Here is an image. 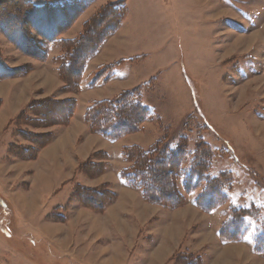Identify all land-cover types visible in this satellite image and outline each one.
<instances>
[{"label":"rangeland","instance_id":"obj_1","mask_svg":"<svg viewBox=\"0 0 264 264\" xmlns=\"http://www.w3.org/2000/svg\"><path fill=\"white\" fill-rule=\"evenodd\" d=\"M15 1L0 0V55L8 64L18 61V66L29 65L21 64L29 61L27 57L40 63L41 59L18 48L2 29V23L9 30L20 25L11 11L4 9ZM86 1L101 2L82 22L76 37L84 31L87 20L113 2ZM125 1L127 9L118 28L122 29L105 41L114 54L103 66L112 64L118 67V75L134 73V78L117 84L116 90L102 89L108 94L104 92L101 99L83 92L79 102L75 98L76 114L83 115L87 105L104 97L111 99L141 87L143 102L156 116L143 122L140 131L125 134L118 141L101 136L87 140L89 134L83 126L68 131L60 128L61 137L38 157V165L44 169L32 161L0 166L7 175L0 174V264H188L187 258H200L198 264H264V255L252 250L256 231L264 228V0ZM35 3L43 5L46 0ZM127 57L130 62H126ZM40 64L48 71L40 69L24 79L21 84H29L31 95L21 93L20 105L66 99L60 97L63 93H82L64 90L59 73L62 83L49 76L54 65ZM100 68L85 78L87 83ZM103 76L99 81H104ZM12 84H0V96L8 95ZM53 87L57 88L55 95ZM8 103L13 110L20 106L17 101ZM20 113L9 122L6 116L0 117V155L6 149V136L14 133L13 119ZM55 126L36 127L34 132L46 135ZM19 138L15 144L24 141ZM171 138L174 142L182 139L183 146L189 148L181 162L182 178L193 163L199 141L213 152L212 175L228 171L233 180L225 203L212 211L201 209L193 202L200 187L178 206L169 207L117 182L118 172L132 164L122 155L126 147L150 150ZM105 152L108 158L102 156ZM90 160L108 164V169L101 168L103 171L93 175L82 172L80 166ZM76 167L78 173L73 175ZM59 178L69 180L50 192L59 185ZM103 179L109 182L102 183ZM79 185L111 189L117 202L102 211L82 205L74 197ZM251 206L254 210L245 217L249 229L246 238L223 242L219 231L231 208ZM50 212L55 216H48ZM57 212L66 219L58 218Z\"/></svg>","mask_w":264,"mask_h":264},{"label":"trees","instance_id":"obj_2","mask_svg":"<svg viewBox=\"0 0 264 264\" xmlns=\"http://www.w3.org/2000/svg\"><path fill=\"white\" fill-rule=\"evenodd\" d=\"M4 9L10 10L20 21L19 26L14 24L13 27L10 26V30L4 28L5 24L2 23L1 28L12 38V42L25 53L41 60L48 58L51 47H59L61 54L54 62L58 65L59 76L65 82L63 89L79 92L90 58L119 28L127 6L125 0L108 3L87 20L84 31L73 39L61 38L60 35L85 9V3L81 0L63 3L46 0L43 5L36 4L35 0H16L13 6ZM30 28L32 30L29 31ZM96 30L100 32L96 33ZM31 68L30 65L13 68L0 55V79L26 74ZM113 68L112 64L101 66L91 85H95L103 75H106L104 81H107ZM142 95L141 87H136L123 91L117 97L95 101L85 112V121L90 131L107 139L117 140L125 134L140 130L143 122L154 116L151 108L143 102ZM76 106L75 98L62 100L49 98L47 101L28 103L12 123L15 125L14 133L30 144L13 143L9 146V154L25 159L37 157L40 149L53 140L55 133L51 131L49 134L41 135L34 132V129L49 125H68ZM174 141L175 138H171L166 144L158 142L150 150H143L138 146L126 147L122 155L132 161V164L120 171L122 181L140 190L145 199L169 207L178 206L186 200L188 194L200 187L202 190L194 202L201 209L212 211L225 203L233 180L228 171H223L217 176L212 175L213 152L206 150L205 144L199 141V145L193 151V163L187 176L182 178L184 172L181 162L184 154H189V148L183 146L182 139ZM102 156L108 158L106 152L102 153ZM80 167L82 172L93 175L107 169L108 164L102 166L90 160ZM180 187L184 189L185 194L181 192ZM74 197L80 204L102 211L115 201L117 194L106 187L100 189L79 185ZM252 209L254 210L253 206L231 208L219 231L223 242L241 241L246 238L249 229L245 217L251 215ZM56 216L66 219V215L60 212H57ZM252 247L255 253L264 255L263 226L261 230L256 231ZM186 260L188 264H193V260L198 264L200 258Z\"/></svg>","mask_w":264,"mask_h":264},{"label":"crops","instance_id":"obj_3","mask_svg":"<svg viewBox=\"0 0 264 264\" xmlns=\"http://www.w3.org/2000/svg\"><path fill=\"white\" fill-rule=\"evenodd\" d=\"M68 1H74V0H65V1H61L62 3L63 2H68ZM81 1H83L84 3H85V9L80 13V15L77 17V19H76V21L70 26V29H68L66 32H63L61 35H60V37L61 38H66V39H72V38H74V37H76V35L78 34V32L81 30V27H82V22L84 21V20H86L88 17H90L92 14H93V11L96 9L95 7H96V5H99V3L101 2V1H95L94 3H90V1L89 2H87L86 0H81ZM114 1V0H113ZM122 29V27L120 28V29H118L117 30V32L115 33V35L120 31ZM114 35V36H115ZM109 41H107L105 44H104V48L100 51V52H98L97 53V55L94 57V58H92V60L91 61H89L88 63V65H87V67H86V70H85V72H86V74H84V78H83V80H82V82H81V94L80 95H74V96H70L68 93H63V94H61V96L60 97H66V98H68V97H74V98H78V102H79V98L81 97V98H83L82 96V94H83V92H90V94H92V97L93 98H99V99H101L102 98V95H103V93L105 92V94L107 93L108 94V92L105 90H102V89H107L108 88V90H109V88L110 89H113V88H115V90L117 89V84H127V82H131L133 79H132V77L134 78V73H130V74H128V75H126V76H124V75H118L117 74V72H116V69L118 68V67H116V68H113V70L109 73V79H111L110 81H108V82H105V81H98L95 85H91V82H89V83H87L86 82V80H85V78L87 77V78H89L88 76L89 75H92V73H93V71L95 70V68H97V67H101V66H103V65H105L109 60H107L108 58H110V56H112L114 53H113V48L111 47V45L110 46H108L109 44ZM61 54V50H60V48L59 47H51L50 49H49V56H48V58L46 59V60H41V62L40 63H50V64H52V65H54V68H53V70H50L49 71V76L51 77V79H55V80H58L59 82H61V80L59 79V76H58V71H57V64H55V62H54V59L57 57V56H59ZM23 58V55L22 56H19L18 57V59L19 60H21ZM24 58H25V56H24ZM28 59H29V61H19V62H21V64L22 63H26V64H29V65H32V67H33V69H32V71H29V72H27L26 74H23V75H20V76H15V77H9V78H5V79H1L0 80V84H4V83H9V84H12V83H14V84H12V85H10V92H8L7 94L8 95H5V94H3L2 96H0V100L2 101L1 102V105H0V117H2L3 115L4 116H6L7 117V120H8V122L16 115V114H18V113H20V112H22L24 109H25V107L27 106V104L29 103V102H26V103H24V104H19V100H20V94L22 93V94H28V95H31V94H29V93H31V89H30V86H29V84H21V83H24L25 81H24V79L25 78H28V79H30L29 77H32V75L34 74V73H37V72H39V70L41 69L44 73H46L48 70H46V69H44L42 66L43 65H41L37 60H35L34 58L32 59V58H30V57H27ZM112 58V57H111ZM128 59H125L126 60V62H130L131 61V59H129V57H127ZM18 62V61H17ZM17 62L16 63H10L9 65L11 66V67H17L18 65H20V63L19 64H17ZM18 67H21V66H18ZM120 67V66H119ZM44 69V70H43ZM105 77H106V75H105ZM18 81H19V83H18ZM45 82V84H46V81L44 80L43 81V83ZM62 83V82H61ZM127 86H130V84L129 85H127ZM44 88L43 89H45L47 86H43ZM57 87V86H56ZM56 87H53L54 89L52 90V95H55V93H53L57 88ZM119 90V89H118ZM115 93H117V92H115ZM114 93V94H115ZM82 95V96H81ZM105 99H108V97H104ZM10 101V103H12V102H15V101H17V104H19L20 106L19 107H17L15 110H13V108L11 107V104H9L8 102ZM77 108H78V106L76 107V109H75V113H74V115H73V117H72V119H71V121H70V123H69V125L66 127V126H62V125H57V126H55V128H53V130H52V132H54L55 133V137L53 138V140L49 143V144H47L46 146H44V147H42L41 149H40V151H39V153H38V155H37V157H35V158H33V159H25V158H20V157H18V156H15V155H10L9 154V146L11 145V144H13V143H17V142H15V140H17V139H20L19 138V135H17V134H15V133H13L12 135L11 134H9V135H7L6 136V138L7 139H5V142L3 143L4 144V146H5V150L3 151V154H1L0 155V166H2V165H8V166H13V165H15V164H19L21 161L22 162H27V161H32V162H37L36 164L38 165V157H40V154H42V152L49 146V145H51V144H53L57 139H59L61 136H59V131H57V129H67V131L69 130V129H72V128H76V127H80V126H83V129H84V132H87V134H89V135H87V140H89V139H91V137L92 136H98V137H102V138H104V139H107V138H105L104 136H102L101 134H96V133H93V132H91L90 131V129H89V126H88V124L86 123V121H85V112H86V110H87V108H88V105H87V107L85 108V110H84V113H83V115H82V113L81 114H79L78 116H77ZM153 115H154V117L156 116V113L154 112L153 113ZM77 121V122H76ZM7 122V123H8ZM7 123L5 124V125H3L1 128L3 129V127L5 128L6 127V125H7ZM65 127V128H64ZM1 132V131H0ZM83 132V133H84ZM24 140V139H23ZM110 140V139H109ZM112 141H118V140H112ZM22 144H25V145H28V144H30V142H28V141H26V140H24L23 142H22ZM123 157V156H122ZM39 166V165H38ZM39 168L40 169H44V168H41L40 166H39ZM108 169V168H107ZM110 169V168H109ZM123 169V168H122ZM121 169V170H122ZM120 170V171H121ZM5 170L3 169V167H0V174L1 175H6V173L4 172ZM109 171V170H108ZM120 171L118 172V175H117V182L120 184V185H122V186H124V187H127V188H134V187H131V186H129V185H127L126 183H124L123 181H122V179H121V177H120ZM14 172V171H13ZM78 173V168L76 167L75 168V170H74V172H73V175H75V174H77ZM11 174H12V172H11ZM17 174V173H16ZM108 173L106 172L105 174H103L102 176H99V177H97L96 179H100V178H103L104 176H106ZM7 176V175H6ZM60 179V182L59 183H57V184H59V185H54L53 187H52V189H51V191L50 192H52V191H54L55 189H58L62 184H64L66 181H68L69 179H61V178H59ZM71 179V178H70ZM48 180H51V176H49V178H48ZM54 180V179H53ZM102 183H104V182H109V180L108 179H103L102 181H101ZM7 183H9L8 182V177H7ZM33 184V183H32ZM32 186V185H31ZM87 186V185H86ZM87 187H90V186H87ZM134 189H136V188H134ZM137 191H139V192H141L140 190H138V189H136ZM142 194V193H141ZM117 201H115L114 203H112L111 204V206L113 205V204H115ZM193 202H194V200H193ZM26 205H28V203L27 202H24V206H26ZM110 207V206H109ZM82 209H85V208H83V207H81V210ZM51 214H53L52 212H50V213H48L47 215L48 216H50ZM54 223H59V222H54ZM48 228H51V226H48ZM46 231L48 232L49 230L48 229H46ZM251 247V246H250ZM253 250V249H252Z\"/></svg>","mask_w":264,"mask_h":264},{"label":"bare ground","instance_id":"obj_4","mask_svg":"<svg viewBox=\"0 0 264 264\" xmlns=\"http://www.w3.org/2000/svg\"><path fill=\"white\" fill-rule=\"evenodd\" d=\"M140 131V130H139ZM162 248V247H161ZM159 255H161V254H159Z\"/></svg>","mask_w":264,"mask_h":264}]
</instances>
